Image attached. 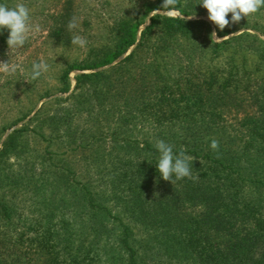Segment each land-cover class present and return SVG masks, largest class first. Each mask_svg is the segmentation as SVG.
I'll list each match as a JSON object with an SVG mask.
<instances>
[{"label":"trees","instance_id":"1","mask_svg":"<svg viewBox=\"0 0 264 264\" xmlns=\"http://www.w3.org/2000/svg\"><path fill=\"white\" fill-rule=\"evenodd\" d=\"M160 7L145 1L64 63L58 91L82 70L69 96L1 142L0 264H264V40L212 42L236 28L180 15H151L138 37ZM157 140L193 158L192 178L162 179Z\"/></svg>","mask_w":264,"mask_h":264},{"label":"rangeland","instance_id":"2","mask_svg":"<svg viewBox=\"0 0 264 264\" xmlns=\"http://www.w3.org/2000/svg\"><path fill=\"white\" fill-rule=\"evenodd\" d=\"M145 1L147 0H0V4H6L10 8L21 3L28 7L30 25L34 29L29 33V38L21 48L13 49L10 52L6 43L9 35L8 30L4 29L0 33V62L9 60V65L15 67V72L12 74L0 72V146L13 129L19 128L27 122L46 101L55 97L65 98L69 96L75 85L74 76L82 70L73 69L69 72V88L65 92L57 90V87L60 86L57 80V71L64 63L85 59L90 49L100 47L99 45L110 38L111 28L115 20L139 11ZM150 1L163 4V0ZM199 3L200 0H179L178 4L189 12L181 14L179 10H176L180 16L187 19L193 15L191 19H203L212 24L208 19L207 10ZM151 15L152 12L139 27L138 37L145 26L144 24H149ZM74 17L77 19L78 26L69 31L67 25ZM227 18L231 20V13L228 14ZM252 24L261 25L264 31V7L249 17L242 18L239 23H230L229 26L235 27L236 30L225 36L229 37L233 34L250 31L264 40V32L251 28L250 25ZM229 26H226L225 29ZM73 35L84 37L88 42L86 47L80 48L73 45L71 42ZM3 36L4 40L2 39ZM218 37L222 39L224 36ZM131 47L113 63L130 53ZM40 61L46 62L49 69L39 78L33 80L31 78L32 65ZM84 71L89 72L91 70ZM48 93L50 94L48 95ZM50 106L51 104L46 107V113H50L59 107L52 106L49 108ZM24 113L27 116L16 122ZM101 116V114H85L83 116L85 120L83 118L80 122L81 124H90L95 120L98 121ZM34 124L32 123L31 126ZM31 126L29 130L32 129ZM61 144L62 141L60 142V139L55 138V145L52 149H57ZM71 160L73 162L72 167L79 170L80 179L89 178L92 180L95 178V175L89 174L90 171L87 170L89 167L88 160L84 158V155H76L71 157Z\"/></svg>","mask_w":264,"mask_h":264},{"label":"clouds","instance_id":"3","mask_svg":"<svg viewBox=\"0 0 264 264\" xmlns=\"http://www.w3.org/2000/svg\"><path fill=\"white\" fill-rule=\"evenodd\" d=\"M178 2L179 0H163V4L160 8L151 11L152 16L167 15L169 17H177L180 15L175 7ZM199 4L207 10L208 19L217 26L220 31H223L230 23H239L242 18H247L251 14L258 12L264 7V0H200ZM229 13H231V20L227 18ZM182 18L184 19V17ZM188 18H193V15ZM77 26V19L74 17L69 21L67 28L69 31H72L76 29ZM4 29H7L9 33L6 41L9 52L13 49L21 48L29 38V33L34 31L33 27L30 25L28 7L22 3L11 8L6 4H0V33H2ZM226 37L227 36H224L220 39L215 30L210 34L212 42H220ZM71 42L73 45L79 46L80 48L86 47L88 43L87 40L80 35H73ZM48 69L49 66L44 61L33 63L31 78L33 80L39 78L43 73H46ZM0 72L12 74L15 72V67L9 65V60L7 62H0ZM155 147L160 154L156 168L163 180L173 183V178H175V180L192 178L190 161L192 162L193 158L186 155L183 149L178 155H174L173 146L163 140H157ZM210 147L213 151L218 152L219 142L213 139Z\"/></svg>","mask_w":264,"mask_h":264},{"label":"water","instance_id":"4","mask_svg":"<svg viewBox=\"0 0 264 264\" xmlns=\"http://www.w3.org/2000/svg\"><path fill=\"white\" fill-rule=\"evenodd\" d=\"M146 24H148V23H146ZM146 24H144V25H146ZM144 25H143V26H144ZM134 46H135V45H133L131 48H133Z\"/></svg>","mask_w":264,"mask_h":264}]
</instances>
